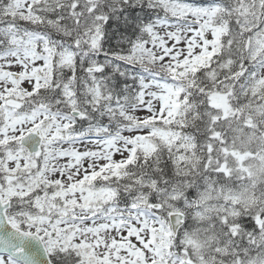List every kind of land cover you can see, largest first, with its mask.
Here are the masks:
<instances>
[{"label": "snow or ice", "instance_id": "obj_1", "mask_svg": "<svg viewBox=\"0 0 264 264\" xmlns=\"http://www.w3.org/2000/svg\"><path fill=\"white\" fill-rule=\"evenodd\" d=\"M0 264H264V0H0Z\"/></svg>", "mask_w": 264, "mask_h": 264}]
</instances>
